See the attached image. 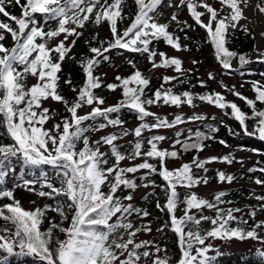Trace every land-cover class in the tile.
<instances>
[{"label": "snow or ice", "instance_id": "obj_1", "mask_svg": "<svg viewBox=\"0 0 264 264\" xmlns=\"http://www.w3.org/2000/svg\"><path fill=\"white\" fill-rule=\"evenodd\" d=\"M126 2L127 0H25L22 3V0H0V14L16 26L0 21V127L4 128L11 141L9 144L0 143V199L7 198L11 201L0 205V221L3 222L0 223V264H9V258H31L34 264H169L171 258L167 256L166 249L152 240L138 241L136 238L141 231L151 232V226L137 227L129 219L133 215L141 219L150 215L148 211L130 203L133 200L132 191L138 185L128 174L137 173L141 169L148 170L147 175L158 174L165 182L163 191L166 202L163 205L157 202L156 207L161 212H166L169 219L157 231L163 233L170 228L176 235L180 251L176 264H215L222 253L209 241L217 239L243 241L251 238L264 243V237L258 232L259 229H264V220L255 221L257 212L264 211V196L253 193L254 198L262 203L248 206L249 210L245 215L236 216L235 213L242 212V209L220 207L222 204L232 203L223 199L226 195L223 191L216 193L211 201L195 192L185 193L181 200V194L177 192L178 186L192 189L201 183H208V177L196 175L193 167L207 173L205 165L212 162L232 164L235 161L243 165L242 160L237 161L232 153H228L203 160L194 156L191 163H184L172 170L167 168V159L179 158L176 145H180L184 152H201L206 147L204 141L215 139L213 135L200 130L193 133L189 129L187 139L182 141L179 138L182 133L177 132L171 151L158 147L159 142L166 139L163 135L148 138L146 142L150 147L147 151H142L144 141L137 139L127 157L115 143L121 136L128 135L127 130H122L119 135L113 133L101 136L95 141L90 140L87 135L109 126L123 129L124 122L118 116L112 118V114H118L125 108L134 111L141 121L146 117H154V122L141 123L133 130L137 138L146 129L172 128L184 122L181 116L177 115L169 121L149 111L147 106L162 102L177 107L183 103L195 107L194 100L199 99L225 110V115H230L239 123L245 136L264 141V108L257 107V102L264 104V83L260 81H246L251 84L255 99L243 96L235 85L229 88L221 82L226 91L245 102L251 111L249 115L220 92L212 91L201 95L185 91L175 94L170 88L166 89L164 84L174 80L185 82L177 76H164V84L151 96H146L145 90L150 81L136 69L131 60L128 63L135 71L127 77L117 75L115 80L119 83L104 85L101 77L94 75L95 69L102 62L110 61L108 53L116 49L148 54L153 69L174 68L181 75L190 71L182 68L179 58L168 57L164 52L157 53L150 47L153 41L163 40L177 51L187 50V45H181L180 37L168 31L169 24L160 23L157 19L160 15L157 8L163 0H134L136 11L128 26L120 32L117 22L126 19ZM218 2L221 5L219 9L208 0H179L175 7L186 6L194 25L205 31L206 42L212 46L215 58L225 74L244 76L247 66L252 63L264 64V51L257 50V59L253 61L248 54H241L227 47L235 30L251 34L247 24H240L241 20L248 19L244 9L249 7V0ZM9 6H18L21 14L13 15L7 10ZM168 7H173L172 0H169ZM254 11L264 14V0L256 3ZM88 22L95 25L107 22L111 39L100 40L99 46H92L90 41H86L89 44V55L77 61L85 75L83 85L79 88L73 86L70 77L63 81L76 93L75 98L70 101L61 94V78L58 73L66 58L76 59L68 54L76 40L84 34L78 29H84ZM170 22H176L180 26L179 31L185 32L184 39H188L186 30L192 29V24L179 21L176 13L171 15ZM53 24L55 27H52ZM6 34L12 37L11 47H6L3 43ZM62 34L64 39L50 47V42ZM260 35L264 37V32ZM69 37L74 38L70 44H66ZM252 38L255 39V36L252 35ZM92 40H96V37L93 36ZM157 55L160 57L159 62L155 60ZM233 60L238 61V68L233 67ZM192 63L197 64L198 61L194 60ZM260 75L264 76V73ZM29 76L36 79V83L31 86L26 84ZM208 79H215V75L209 72ZM199 83L201 87L206 86L203 80ZM102 86L110 91L120 88L123 99L114 105L101 107L105 100L96 95L95 90ZM48 100L61 103L67 113L50 129L45 125L50 120H55L58 113L44 107V102ZM84 106H89L91 111L79 115L78 110ZM101 119L103 122H98ZM201 119L205 117L194 115L189 118ZM249 120L253 122L251 128L247 123ZM208 127L210 133L218 130L211 125ZM229 132L234 136L239 135L232 129ZM218 142L229 147L225 140ZM103 145L108 146V152L101 151ZM239 149L264 155L258 149H246L243 145ZM110 157L113 158L111 164ZM138 157L145 159L133 166H120L121 161L135 160ZM147 158L158 160L159 166L149 163ZM17 165L20 175L12 177L14 187H23L38 197L53 200L54 206L46 203L33 210H26L21 206L20 201L14 197V188L5 187L6 178L10 172L15 171ZM48 169L54 173L55 180L50 178ZM25 170L32 179L24 178ZM247 171L264 173V167L254 166ZM147 175L141 177V180H145ZM217 177L221 183H231L235 179L233 175L219 170ZM254 182L264 185V180L259 177ZM36 185H39V189ZM149 185L157 186L154 181H149L144 187ZM122 189L132 191L124 196L117 195ZM124 201L129 203L125 204ZM180 204H183V210L178 217L176 212ZM204 209L213 210L214 216L204 215ZM49 211L59 216V222L54 217L48 218V227L42 230L41 225ZM248 218L254 223L249 225ZM202 222H208L210 227L202 228ZM233 224L236 226L233 227ZM60 234H63V239H60ZM210 251L216 254L210 256ZM161 252L165 253L163 257L159 255ZM256 255L261 264H264V250H257Z\"/></svg>", "mask_w": 264, "mask_h": 264}, {"label": "trees", "instance_id": "obj_2", "mask_svg": "<svg viewBox=\"0 0 264 264\" xmlns=\"http://www.w3.org/2000/svg\"><path fill=\"white\" fill-rule=\"evenodd\" d=\"M258 1L260 2V0H258ZM24 2H25V0H22V3H24ZM110 2H111V0H110ZM208 2L211 3L217 9H219L221 7L218 0H208ZM7 10L10 11L13 15L19 16L21 14V9L18 6H9ZM135 11H136V5L134 4V0H127L126 4L124 5V15L126 16V19L120 20L117 22L118 30L120 32H123V30L128 26V24L132 18V15L135 13ZM182 13H185V15L183 16ZM176 15H177L179 21H181V22L187 21L188 24L193 25L192 29L186 30V34L188 36V39H184L185 32L179 31L180 26L176 22H170V21L167 22L169 24L168 31L170 33H173L176 36H179L181 45L182 46L187 45V51H190V52L196 54L200 58L201 61L209 62L211 64H217L220 66V64L217 62V60L215 58L214 50H213L212 46L206 42L205 31L203 29H201L199 26L194 25V21L191 19L190 14L188 13L186 6H183V5L180 6L176 11ZM0 21L6 22V23H11L13 27H16L13 22L9 21L6 17H3L2 14H0ZM241 21H240L241 25L246 24V23H243ZM52 27H55V24H53ZM248 28L250 29V32H251V34H249V35H246L243 32V30H240V29L235 30L228 40L227 47L230 50L236 51V52L241 53V54L246 53V54H248V56L251 60L255 61L257 58L253 57V51L255 49H257V35L255 33V29L253 26L248 25ZM82 32L84 33L83 36H81L80 38H78L76 40L75 46L72 48L71 52L68 54L69 57H75L76 59L66 58L65 61L62 63L61 72L58 73V75L61 78V82H60L61 94L64 95L70 101L75 98L76 93L72 92L70 86L65 85L63 83V81L70 77L73 86L79 88L80 86L83 85V83L85 81V75H84L81 67L78 66L77 61L80 60L82 57L89 55V51H88L89 44H86V41H90L92 46H99L98 42L100 40L108 41L111 39L110 27H109V24L107 22H104L100 25H95L93 23L91 25L86 24V27L84 28V30ZM261 32H264V25H263V28L260 31V33ZM252 35L255 36V39L252 38ZM93 36L96 37V40H92ZM261 38L263 41V46L259 51H264V37L261 36ZM3 43L5 44L6 47L13 46V40H12V37L10 34H6V38H5V41H3ZM162 46L171 47V46L167 45L163 40L153 41V43L150 45V47L153 50H155L157 53H159V52L166 53L164 50H160V48ZM75 47L78 48V51L74 52L73 49ZM123 54L127 55V61L131 60L132 63L135 64L136 69H139L141 71V73L143 74V76L149 79L150 84L148 85V87L145 90L146 96H151L152 93L156 89L160 88V86L162 84H164V81H163L164 76H177L180 79H183L185 82L180 83L179 80H174L171 83L164 84V87L166 89L170 88L172 90V92L175 94H181L185 91H188V92H191L194 94H201V95L205 94V93L212 92V91L220 92V93H223V95L226 97V99L228 101L235 102L241 108L242 111L251 115V111L246 106L244 101H242V100L238 101L236 99L231 98L227 92H224V91L218 89L217 87H215V85L210 80H203L205 82L206 86L201 87L199 81H201L202 79H200L199 77H197L193 73L185 72L183 75H181L180 73L175 72L174 68H163L164 70H166L168 72L173 71L174 73L173 74L172 73H169V74L163 73V75H161L155 79L148 77L147 72L153 68H152V65L148 59V54H146V53L142 54V53L129 52V51H126L123 49L112 50L110 53H108V55H110V61L102 62L101 65L95 69L94 75L99 76L97 74L99 69H102V68H105L107 66L112 65L113 59L115 57L121 56ZM167 56L179 58L182 61V68L184 70H186V67L183 64V60L180 57H178L176 55H168V54H167ZM155 60L157 62L160 61L159 55H157L155 57ZM129 65H130V67L127 71H125V72L117 71L115 76H117V75H120L122 77L130 76L135 71V69L132 67L131 64H129ZM141 65H142V67H141ZM238 67H239V64H238ZM222 72H224V71L222 70ZM261 73H264V64L252 63L251 65L247 66V70H246L245 75L246 74L258 75V77H247V78L250 81L255 80V81H260L261 83H264V76H261L260 75ZM234 75H239V74H234ZM160 78L162 80V83L158 84L156 81ZM27 81H28V79L26 80V84H27ZM35 83H32L29 86H31ZM113 83H119V82L117 81V82H113ZM99 89L95 90V94L98 96H100ZM117 89H119V97H118L116 102L110 104L109 106L114 105L119 100L123 99L122 90L120 88H117ZM239 92L245 97L255 99V93L252 90V86L250 88V91L239 90ZM194 103L196 105L195 107H199V106H203V105H210L206 102L200 101L199 99L194 100ZM159 104H163V103L161 102ZM159 104H154V105H159ZM154 105L147 106L148 110L151 111V109ZM183 105H188V104L183 103L180 106H183ZM173 106H175V105H173ZM257 107L258 108H264V104H260L259 102H257ZM227 111L230 112V109H228ZM63 115H67L65 110L63 111L62 116ZM194 115L205 117V119L189 120V118L194 116ZM117 116L119 117V119H121L124 122L123 124L128 123V122L133 121V120H139L137 117V114L134 111H130L127 108L122 109L118 114L117 113L112 114V118H116ZM179 116H181L183 118L184 122L180 123L176 126H179L181 124L188 123V122L193 123L192 125H189L187 127H181L180 129H177V131L175 132V136H176L177 132L182 133V135L179 137L182 141L187 139L188 130L191 129L193 131V133L196 130H200L202 132L211 134L215 137V139L204 141V143L206 145L204 150L212 142H216V143L220 144L218 142L219 140H225L227 142V144L229 145V147H227L228 150H226L225 152H223L221 154L209 155V156L202 157L200 159L203 160V159H206V158L212 157V156L220 157V156L226 155L228 153H232L235 156L236 160L239 161V160H242V158L240 156H238V153H240V152L255 155L252 157V161H253L252 164H250L247 167H236L231 171H229V166L236 165L237 162L234 161L232 164L221 163V162H212V163L206 164L205 167L208 169L207 173H205L202 169H196L195 167H193V172L196 175H198V176H205L206 175L208 177V183L207 184L219 182L218 177H217V171L218 170L223 171L228 175H233L235 177V179L231 183L223 182L225 184H232L231 187L217 190V191H215V192H213L207 196L199 195L194 190V188L187 189V188L178 186L177 192L181 194V197H180L181 200H183L185 193L195 192L198 196L203 197V198L211 201L213 196L216 193L223 191L226 193V195H225V197H223V199L225 201H231L232 203L231 204L225 203V204L220 205V207H222V208L235 207V208L242 209V212L235 213L236 216L245 215L249 210L248 206H257L259 203H262V202L257 201L254 198L253 193L256 195L264 196V185H257L254 182L255 178H257V177H259L261 180H264V173H260V172L249 173L247 171V169L254 167V166L258 167V168L264 167V155L256 154L250 150H240L239 146L243 145V146H245L246 149H258L259 152L264 153V141H260L259 139L255 138V137L245 136L243 131L241 130V126L239 125V123L234 118H231L230 115H225V110L220 109V113H214V114L209 115V116L208 115L195 114V113H185V114H182ZM213 117L215 119H213ZM147 118L148 117L145 118L144 122H147V123L154 122L152 120H147ZM98 122H103V121L101 119ZM85 123L88 124L91 122H85ZM247 123H248L249 127L251 128V125L253 122L251 120H249V121H247ZM209 125L217 128L218 130L215 133H210L209 127H208ZM110 127L111 126L105 128V129H108ZM105 129H103V130H105ZM229 129H232L234 132L239 133V135H236V136L232 135L229 132ZM147 130L148 129L144 130L142 132V136L140 138H136V140L134 142H132L131 144H128L126 148H121L119 146L120 151L122 153H124V155H126L127 152L132 151L133 146H134L135 142L137 141V139H141L144 141L142 151H147V149L150 146L147 144L146 141L148 138L153 136V135H145ZM96 133H98V132L93 131V132L87 133V135L89 136L90 140L95 141V140L100 138V137H98V138L95 137ZM120 133L116 132L114 134L119 135ZM109 134H113V133H109ZM155 135H157V134H155ZM0 139L2 140L3 144L11 143V141L8 139L7 134H6L3 127H0ZM81 146L82 145H78V147H81ZM105 146H107V145H103L101 147V151H103V148ZM158 147H159V144H158ZM167 149L170 151L173 150L172 146L167 148ZM175 150H177L180 153L178 159H182L184 156L191 155L192 153L193 154L198 153L195 150L184 152L181 149L180 145H176ZM108 151H109V148L104 150V152H108ZM147 159H148L149 163H153V164H156L157 166H159L158 160H154L151 158H147ZM169 160H175V159H171V158L167 159L166 166H167V162ZM112 162H113V158L110 157L109 163L111 164ZM142 162L143 161L135 163L134 165L142 163ZM184 163H191V161H187ZM184 163H182V164H184ZM181 165H179L177 167H173V168H169L167 166V168L169 170H172V169L179 168ZM131 166H133V165H131ZM48 172H49L50 178L55 180L54 173L51 171V169H48ZM147 173H148V170H146V169H141L137 173H134V174L129 173L128 177L130 179L135 180L138 187L134 191L129 190V189H122L120 192L117 193V195L124 196V195H127L129 191H132V195H133L134 192L139 190L140 188H146L147 189L141 196H139L137 199H133L132 201H130V203H132L133 205H135L138 208H141V209L148 211L150 213V215L147 217H144L142 219L140 217L133 215L129 219H131L132 222L134 223V225L137 227H140L141 225H150L151 229L153 228L155 230V234L148 240H152L156 244L160 245L161 248L166 249L167 250L166 251L167 256L171 258L169 261V264H176V261L180 258V251H179V248L177 247L176 235L170 230V228L165 229L163 233L157 231V229L161 225H163L165 221H167L169 219L168 214L166 212H161L156 207L157 202H159L161 205H163L166 202L165 193L163 191V186H164L165 182L163 181V179L158 174L147 175ZM11 175H14L16 177H18L20 175L19 165H17L14 172L9 173V177L6 178L5 187L14 188V197L16 200L20 201L21 206L24 209L33 210L37 206L43 207V205L46 203L54 206L55 201L48 199L43 204L37 205L32 209L25 208L22 204L21 199L17 196V187H14ZM146 175H147V178L145 180H141V177L146 176ZM24 178L25 179H32L33 177L28 175L27 170H25ZM149 181H154L157 186L153 187V186L149 185L148 187H144V184L148 183ZM219 183H221V182H219ZM56 184H57V186H59L58 181H56ZM200 185H203V183H201ZM200 185H198V186H200ZM104 191H107V188H104ZM10 202L11 201H9L7 198L0 199V205L5 204V203H10ZM124 203L127 204V203H129V201H124ZM182 210H183V204H180L178 207V210L176 212V215L178 217L182 215ZM193 211H195V210H193ZM203 214L207 215V216H214L215 213L213 210L204 209ZM53 217L57 220V222H59L60 218L55 212L49 211L46 213V218L44 220V223L41 225L42 230H44L48 227V218H53ZM248 219H249V225L254 223V221L251 218H248ZM262 220H264V211H258L257 215L255 217V221H262ZM0 223H3V222L0 221ZM65 226H67V222H65ZM232 226L235 227L236 225L233 224ZM241 226L247 227L244 225H241ZM201 227L204 229H208L210 227V224L208 222H202ZM258 232H259V235L261 237H264V229H259ZM63 238H64L63 234H60V239H63ZM247 239H251V238H247ZM159 255L161 257H163L165 255V253L161 252V253H159ZM242 257H246V259H242ZM9 264H34V262L31 260V258H23L22 260L17 259V258H9ZM149 264H151V262H149ZM215 264H261V263L256 256H254L250 253H236V254L228 253L227 255H224L222 257L217 258V260L215 261Z\"/></svg>", "mask_w": 264, "mask_h": 264}, {"label": "rangeland", "instance_id": "obj_3", "mask_svg": "<svg viewBox=\"0 0 264 264\" xmlns=\"http://www.w3.org/2000/svg\"><path fill=\"white\" fill-rule=\"evenodd\" d=\"M168 2L169 0H163V3L158 6L157 8V12L160 13L159 16H157V19L160 23H167L170 21V17L173 13H176L177 11V7H175L176 4H178L179 0H172V4L173 7H168ZM259 2L258 0H249V7L244 9V14L245 16L248 17L247 20H242L241 22L246 23L248 25H251L254 27L255 29V33L257 35V49H255L253 51V56L256 58L257 57V50H260L263 46V41L260 35V31L263 28L264 25V14H260L258 11H254L255 9V5L256 3ZM183 16L185 15V13H182ZM207 19V17H205V20ZM88 25H91V22L87 23ZM84 29H78V31H83ZM74 37H69L68 40L65 42L66 44H70L71 40ZM64 36L63 34L58 37L53 39L50 42V47L54 46L55 44H57L60 40H63ZM160 50H164L168 55H176L178 57H180L183 60V64L186 67V70H190V71H186L189 73H193L194 75H196L197 77H199L202 80H210L208 79V73L212 72L215 75V79L210 80L215 87H217L218 89L227 92L228 95L233 98L236 99L238 101H240L239 98H237L236 96L232 95L231 92L226 91L222 86H221V82H223L224 85H227L229 88H231L232 85L236 86V90H244V91H250L251 88V84L250 83H246V81H250L247 77H258V75L255 74H246L244 76H240V75H228L225 74L224 72H222V69L219 65L217 64H211L209 62H204L201 61L200 58L187 50H181V51H177L175 49H173L172 47H164L162 46L160 48ZM73 51H78V48L75 47L73 49ZM198 61L197 64H193L192 61ZM233 67L236 68L237 67V61L233 60ZM130 65L127 61V55L123 54L121 56L115 57L113 59V64L110 66H107L105 68L99 69L98 70V75L101 77L103 84L106 85L108 83H113V82H117L115 80V74L117 71L120 72H125L129 69ZM142 67V65H141ZM163 73H174L173 71H166L163 68H159V69H151L147 72V76L155 79L161 75H163ZM27 81V85L29 86L32 83L36 82V79L29 76ZM158 84L162 83L161 78L158 79L156 81ZM241 84H243V87H241ZM99 94L101 97L104 98L105 100V104L102 105L101 107H107L110 104L114 103L117 101L118 97H119V89H116L115 91H110L106 88V86H102L99 89ZM44 107H48L50 109H53L56 111V113H58V115L56 116L55 120H50L45 127L46 128H52L53 124L57 121H59L60 117L63 114L64 111V106L61 103H57V102H53L51 100H48L46 102H44ZM89 111H91V108L89 106H84L82 109L78 110V114L79 115H84L87 114ZM151 111L153 113H155L157 116L161 117V118H167L169 121H172L177 115H182L185 113H195V114H200V115H212L214 113H220V109L216 108L213 105H203V106H199V107H192L189 105H183V106H173V105H164V104H159V105H154L151 109ZM147 120H152L154 121V117H148ZM144 121L141 120H133L130 121L128 123L123 124V129L121 127H110L108 129L105 130H101L98 133L95 134V137H101L103 135H107L109 133H120L122 130H127L128 131V135L126 136H122L121 138H119L115 143L120 146L121 148H126L128 144H131L132 142H134L136 140V136L134 135L133 130L139 126L141 123H143ZM193 123H184L181 124L179 126H175L172 128H160V129H151V130H147L145 135H163L166 137V139L164 141L159 142V147L161 149H167L169 147L172 146L173 141L176 139L175 136V132L177 131V129H180L181 127H187L189 125H192ZM0 143H2V140L0 139ZM108 148V146H105L103 148V151L106 150ZM226 150H228L227 147L218 144L216 142H212L211 144H209L207 146V148L202 151V152H198L197 154H191L188 156H184L182 159H175V160H169L167 162V166L169 168H173V167H177L179 165H181L184 162L187 161H192L194 156H197L199 159L205 156H209V155H216V154H221L223 152H225ZM132 151L127 152V154L125 155L126 157L129 156L131 154ZM238 156H240L242 158L243 161V165H241V163H236V165H232L229 166V171L233 170L236 167H247L250 164L253 163L252 161V157L255 156L254 154H249V153H243L240 152L238 153ZM145 157H138L135 160H129V159H125L124 161H121L120 166L121 167H128L131 165H134L135 163L144 161ZM14 175H11V178ZM232 184H225V183H219V182H214L211 184H203L200 185L196 188H194V190L201 196H207L217 190L220 189H225L228 187H231ZM37 189H39V185H36ZM47 191V189H45ZM147 189L146 188H140L139 190L135 191L133 194V199H137L139 196H141ZM17 196L21 199L22 204L25 208L27 209H32L37 205L43 204L45 201H47V198H42V197H38L36 194L31 193L29 191H26L23 187H17ZM33 201L35 203H33ZM155 234V230L152 228L151 232H143L141 231L140 233L137 234V240H148L150 239L153 235ZM210 243L213 244V246L215 248H218L219 251L222 253V255H220L219 257H222L224 255H227L228 253H250L254 256H256L258 258V260L260 261V258L256 255L257 250H264V243H262L259 240H255V239H245L243 241H240L238 239H232V240H228V241H224V240H213V241H209ZM210 256L211 255H215L216 253L214 251H210L208 253ZM218 257V258H219ZM261 263V262H260Z\"/></svg>", "mask_w": 264, "mask_h": 264}]
</instances>
